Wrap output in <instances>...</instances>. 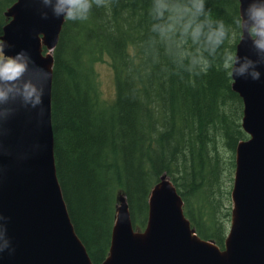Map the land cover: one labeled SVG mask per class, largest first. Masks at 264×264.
Here are the masks:
<instances>
[{
  "label": "trees",
  "instance_id": "obj_1",
  "mask_svg": "<svg viewBox=\"0 0 264 264\" xmlns=\"http://www.w3.org/2000/svg\"><path fill=\"white\" fill-rule=\"evenodd\" d=\"M13 2L0 0V36ZM149 7L150 0H109L86 21L64 20L53 50L56 173L94 264L108 255L119 200L143 231L149 192L163 175L200 238L222 249L229 228L235 149L248 137L242 99L223 67L242 35L234 24L239 0H207L228 31L215 51L202 38L164 37ZM105 59L115 79L111 101L95 68Z\"/></svg>",
  "mask_w": 264,
  "mask_h": 264
},
{
  "label": "water",
  "instance_id": "obj_2",
  "mask_svg": "<svg viewBox=\"0 0 264 264\" xmlns=\"http://www.w3.org/2000/svg\"><path fill=\"white\" fill-rule=\"evenodd\" d=\"M240 12L253 0H239ZM45 0H15L5 12L6 51L23 53L27 70L12 84L0 81V264H93L76 234L57 178L51 121L53 49L64 19ZM246 15V13H245ZM233 90L244 104L249 134L236 148L233 209L223 250L199 238L183 213V202L163 175L149 195L143 232L131 224L121 201L111 232L109 255L100 264H264V52L245 30L236 46ZM260 73L253 79L252 73ZM31 85L40 96L26 98Z\"/></svg>",
  "mask_w": 264,
  "mask_h": 264
},
{
  "label": "clouds",
  "instance_id": "obj_3",
  "mask_svg": "<svg viewBox=\"0 0 264 264\" xmlns=\"http://www.w3.org/2000/svg\"><path fill=\"white\" fill-rule=\"evenodd\" d=\"M45 2L52 4V0ZM206 3L207 0H150L149 15L158 22L152 27L158 28L166 38L179 35L181 39H187L191 36L193 42L202 38L210 50L215 51L228 36V31L222 20L210 16ZM100 7L109 9V0H55L53 14L66 21H86L94 8ZM234 24L242 34L247 31L258 54L264 52V0H253L234 18ZM6 47L7 42L0 36V81L12 84L23 77L27 61L23 53L8 54ZM238 61V55L229 53L226 56L223 67L229 76H241L249 66L245 64L237 67ZM199 62L193 58V63ZM259 75L258 71L252 73L253 79H258ZM36 92V88L31 85L23 88L26 98L35 96L39 102L40 96ZM5 95L4 91H0V99ZM4 246L0 245V251Z\"/></svg>",
  "mask_w": 264,
  "mask_h": 264
},
{
  "label": "rangeland",
  "instance_id": "obj_4",
  "mask_svg": "<svg viewBox=\"0 0 264 264\" xmlns=\"http://www.w3.org/2000/svg\"><path fill=\"white\" fill-rule=\"evenodd\" d=\"M45 51L49 54L52 53V51L47 49ZM95 68L99 75L103 97L108 101L113 100L116 95L115 79L108 59L98 62Z\"/></svg>",
  "mask_w": 264,
  "mask_h": 264
}]
</instances>
